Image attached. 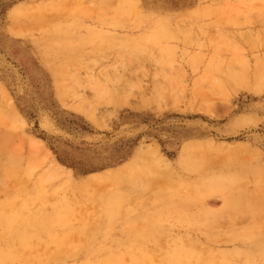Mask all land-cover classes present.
<instances>
[{"label":"rangeland","instance_id":"rangeland-1","mask_svg":"<svg viewBox=\"0 0 264 264\" xmlns=\"http://www.w3.org/2000/svg\"><path fill=\"white\" fill-rule=\"evenodd\" d=\"M147 2L0 0V82L25 118L13 127L0 111V264H264V209L256 215L226 206L232 186L202 189L224 175L264 200L256 191L264 179V91L237 94L229 79L232 68L247 70L245 57L254 66L264 60V0ZM124 36L139 41L120 44ZM46 45L65 74L81 75L67 80L68 102L95 97L85 79L102 73L97 86L108 96L97 105L104 126L62 103L41 60ZM156 82L173 84L176 108L113 102L116 91L138 106L163 100L153 96ZM206 102L213 115L191 109ZM33 137L73 169L77 182L101 172L93 186L47 179L44 155L29 150ZM188 141L198 145L194 154L176 162ZM149 143L177 168L145 183L147 196L162 191L154 201L163 209L151 219L138 215L137 234L123 220L128 208L147 209L136 196L143 181L103 177ZM109 205L118 206L121 220L109 221ZM248 233L257 235V258L246 262L230 254L250 244Z\"/></svg>","mask_w":264,"mask_h":264},{"label":"bare ground","instance_id":"bare-ground-1","mask_svg":"<svg viewBox=\"0 0 264 264\" xmlns=\"http://www.w3.org/2000/svg\"><path fill=\"white\" fill-rule=\"evenodd\" d=\"M145 6H148L146 3L147 0H143ZM97 25L91 28L92 32L97 31ZM13 34L21 36L23 35V31L21 29L15 28ZM120 44H127V43H135L138 40L130 38L128 36H124L119 38ZM43 46V45H42ZM121 49L125 48L124 45L120 47ZM41 60L42 62L52 71L53 77L55 79L56 91L57 95L65 105L71 107L74 111L83 114L91 123L96 126L102 127L104 126L101 122L99 117L100 109L98 108L97 102L102 98H107L108 94L106 89L97 86L102 79V73L90 74L86 81H90L93 84L96 96L93 98H89L84 94H78L76 96L77 101L74 103L68 102V98L71 97V91L68 87L69 82L68 79L78 80L81 76L79 73L73 74L72 71H69L67 74L63 72L64 66L57 57L53 56L54 54L49 51V46H44L42 49ZM245 64L247 66V70L245 72H238L235 68H232L229 73V79L231 80V85L235 90V93L240 92H250V93H262L264 91V60L257 61L256 65H252L251 61L245 57ZM244 64V66H245ZM76 75V76H75ZM81 79V78H80ZM105 79H112L108 75L105 76ZM175 88L171 82H156V86L153 88V96L154 98H159L157 95L166 96L165 99L159 100L154 102L150 99H144L140 103L141 106L136 105L133 101L128 98L127 96L119 95L118 91L115 92L113 96V102L115 103L116 107H128L134 110H140L142 108H150L154 111L162 110V109H169V108H176L177 101L174 99V92ZM113 93H110V95ZM0 111L3 116L6 118L8 123L15 127L21 126L25 123V118L22 113L19 111L14 98L6 89V87L0 82ZM109 101V98H108ZM139 104V105H140ZM192 110H196L200 113L206 115H213L214 110L211 108L209 103L203 104H193L191 107ZM212 144V143H211ZM198 145L194 144L193 142H186L180 152L178 160L176 162H182L184 164L191 156L194 154ZM213 146V144H212ZM211 147V146H208ZM29 150L35 154H43L44 155V162H45V169L43 171V175L47 176L51 181H57L65 184H70L74 188H82V189H89L93 186L92 182L94 178L99 175V173H92L88 176L87 180L83 182L76 181V175L74 174L73 169L66 167L63 165L55 156V154L46 147L44 141L40 138L33 137L29 144ZM173 160L169 159L162 151L159 144L149 143V144H141L136 149L134 155L127 161H125L118 169L116 173H108L105 175L104 180L113 179V181H121L125 179L134 180L136 179L138 182H142L143 184L140 185L142 191H138L136 196L139 198H143L146 204L143 205L147 206V209L140 210L136 207L128 208L127 216L123 220L124 223L135 224L130 227L132 231L138 234L139 226H138V215H142L145 219H151L153 216L155 218V213H159L162 211L163 206L161 204H157V200L154 201L155 197H161L162 191L161 190H154L153 197L151 198L149 195L147 196V190L151 188L149 184H145L148 181L158 178L161 176V173H170L174 174L176 172V166L173 164ZM180 164V165H183ZM263 173V172H262ZM264 174V173H263ZM231 177L224 176V175H216L212 177L210 180L205 182V185L202 186V189L205 192H210L212 190H219L226 186L230 187L231 192H226L224 194L225 204L228 207H235L238 210L256 213L257 210L264 209V200H257L253 199L249 193L246 192L242 187H237L231 180ZM102 180V181H104ZM97 181V180H96ZM207 186V187H206ZM206 187V188H205ZM257 194L260 193V196H264V179H260L259 184L256 187ZM233 192H237L235 195ZM175 197V195H172ZM258 197V196H257ZM172 198V197H171ZM256 198V196H255ZM156 199V198H155ZM66 202V201H65ZM69 203V202H66ZM176 204V202H173ZM140 206V204H138ZM161 211H160V210ZM121 211L118 210L117 205H109L107 209V215L109 221H118L121 220ZM255 217V216H253ZM243 220H239L241 222ZM155 223L154 221H151ZM155 225H153L152 229L155 231ZM157 230V229H156ZM144 235V234H143ZM245 239L250 241V244L247 247H243L237 249L235 252L230 254L233 257L243 259L246 262L257 258V235H250L249 233L243 236ZM244 264H251L244 263Z\"/></svg>","mask_w":264,"mask_h":264}]
</instances>
